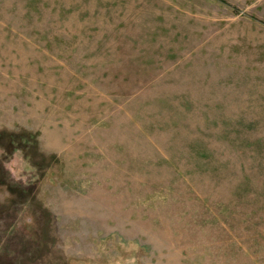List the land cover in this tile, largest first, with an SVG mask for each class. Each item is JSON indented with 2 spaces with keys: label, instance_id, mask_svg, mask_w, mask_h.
<instances>
[{
  "label": "rangeland",
  "instance_id": "1",
  "mask_svg": "<svg viewBox=\"0 0 264 264\" xmlns=\"http://www.w3.org/2000/svg\"><path fill=\"white\" fill-rule=\"evenodd\" d=\"M0 264H264V0H0Z\"/></svg>",
  "mask_w": 264,
  "mask_h": 264
}]
</instances>
